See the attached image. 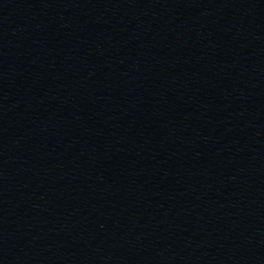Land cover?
<instances>
[{"label":"water","instance_id":"obj_1","mask_svg":"<svg viewBox=\"0 0 264 264\" xmlns=\"http://www.w3.org/2000/svg\"><path fill=\"white\" fill-rule=\"evenodd\" d=\"M0 264H264V0H71L0 80Z\"/></svg>","mask_w":264,"mask_h":264}]
</instances>
